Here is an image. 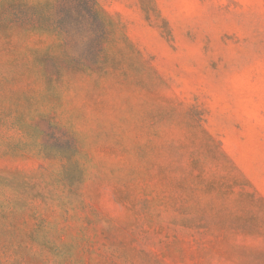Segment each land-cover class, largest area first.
Returning <instances> with one entry per match:
<instances>
[{
  "label": "rangeland",
  "instance_id": "rangeland-1",
  "mask_svg": "<svg viewBox=\"0 0 264 264\" xmlns=\"http://www.w3.org/2000/svg\"><path fill=\"white\" fill-rule=\"evenodd\" d=\"M0 264H264V0H0Z\"/></svg>",
  "mask_w": 264,
  "mask_h": 264
}]
</instances>
